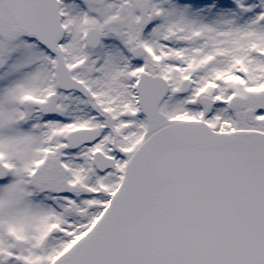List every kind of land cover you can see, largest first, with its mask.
<instances>
[{
    "label": "snow or ice",
    "instance_id": "1",
    "mask_svg": "<svg viewBox=\"0 0 264 264\" xmlns=\"http://www.w3.org/2000/svg\"><path fill=\"white\" fill-rule=\"evenodd\" d=\"M0 264H264V0H0Z\"/></svg>",
    "mask_w": 264,
    "mask_h": 264
}]
</instances>
